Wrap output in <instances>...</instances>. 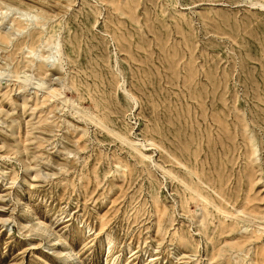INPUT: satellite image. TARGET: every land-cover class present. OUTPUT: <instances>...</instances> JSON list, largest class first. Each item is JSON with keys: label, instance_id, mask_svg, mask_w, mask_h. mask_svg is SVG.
<instances>
[{"label": "rangeland", "instance_id": "1", "mask_svg": "<svg viewBox=\"0 0 264 264\" xmlns=\"http://www.w3.org/2000/svg\"><path fill=\"white\" fill-rule=\"evenodd\" d=\"M0 264H264V0H0Z\"/></svg>", "mask_w": 264, "mask_h": 264}, {"label": "bare ground", "instance_id": "2", "mask_svg": "<svg viewBox=\"0 0 264 264\" xmlns=\"http://www.w3.org/2000/svg\"><path fill=\"white\" fill-rule=\"evenodd\" d=\"M51 89H52V87H51ZM57 242H58L57 238L56 239L54 238V240H52V243H57ZM67 254H68L67 255V259H69L70 261H72L75 258V256H76V254L74 252H70V251Z\"/></svg>", "mask_w": 264, "mask_h": 264}]
</instances>
